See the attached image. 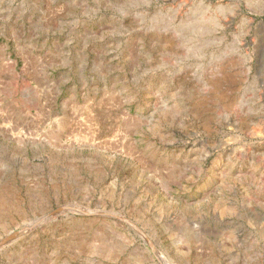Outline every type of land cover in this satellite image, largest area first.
I'll list each match as a JSON object with an SVG mask.
<instances>
[{
	"label": "rangeland",
	"instance_id": "rangeland-1",
	"mask_svg": "<svg viewBox=\"0 0 264 264\" xmlns=\"http://www.w3.org/2000/svg\"><path fill=\"white\" fill-rule=\"evenodd\" d=\"M260 20L0 0V264H264Z\"/></svg>",
	"mask_w": 264,
	"mask_h": 264
},
{
	"label": "water",
	"instance_id": "water-1",
	"mask_svg": "<svg viewBox=\"0 0 264 264\" xmlns=\"http://www.w3.org/2000/svg\"><path fill=\"white\" fill-rule=\"evenodd\" d=\"M207 1H209V2H214V0H207ZM259 23H264V21L260 20ZM64 208H66V207H64V206H59V207H57L56 209H53V210H51L49 213H47V214H45L44 216H42V219H46V218L49 217L51 214H54V213H57V212H61L62 210H64ZM68 208H70V209H71V208L77 209L76 207H68ZM116 216L119 217L120 219L125 220V221H127L128 223H130V224L133 225V223L130 222L129 220H127L126 218H123V217L118 216V215H116ZM133 226H134V225H133ZM17 234H18V231H17V232L15 231V232H13V233H9L8 236H6L5 238H3V239L0 240V245L3 244V243H5V242L8 241L9 239L13 238V237L16 236ZM148 242H149L150 245L154 248L153 243H152L149 239H148ZM154 249H155V248H154Z\"/></svg>",
	"mask_w": 264,
	"mask_h": 264
},
{
	"label": "bare ground",
	"instance_id": "bare-ground-1",
	"mask_svg": "<svg viewBox=\"0 0 264 264\" xmlns=\"http://www.w3.org/2000/svg\"><path fill=\"white\" fill-rule=\"evenodd\" d=\"M91 212H93V211L91 210Z\"/></svg>",
	"mask_w": 264,
	"mask_h": 264
}]
</instances>
